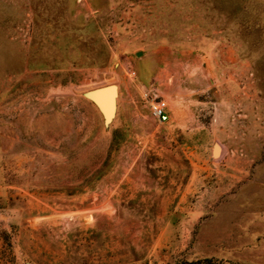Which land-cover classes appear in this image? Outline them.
<instances>
[{
  "label": "rangeland",
  "instance_id": "374dc122",
  "mask_svg": "<svg viewBox=\"0 0 264 264\" xmlns=\"http://www.w3.org/2000/svg\"><path fill=\"white\" fill-rule=\"evenodd\" d=\"M203 258L264 264V0H0V264Z\"/></svg>",
  "mask_w": 264,
  "mask_h": 264
},
{
  "label": "water",
  "instance_id": "95a60500",
  "mask_svg": "<svg viewBox=\"0 0 264 264\" xmlns=\"http://www.w3.org/2000/svg\"><path fill=\"white\" fill-rule=\"evenodd\" d=\"M140 55L141 52H138L136 56ZM83 97L96 108L102 118L104 128H109L115 118L117 109V86L108 84L96 87L84 92Z\"/></svg>",
  "mask_w": 264,
  "mask_h": 264
},
{
  "label": "built area",
  "instance_id": "2783aa9c",
  "mask_svg": "<svg viewBox=\"0 0 264 264\" xmlns=\"http://www.w3.org/2000/svg\"><path fill=\"white\" fill-rule=\"evenodd\" d=\"M143 98L149 100L152 114L158 118L160 122H164L168 119L169 115L166 111L165 101L160 98L154 87L147 88L143 92Z\"/></svg>",
  "mask_w": 264,
  "mask_h": 264
},
{
  "label": "trees",
  "instance_id": "16d2710c",
  "mask_svg": "<svg viewBox=\"0 0 264 264\" xmlns=\"http://www.w3.org/2000/svg\"><path fill=\"white\" fill-rule=\"evenodd\" d=\"M183 264H220V263L219 262H215L211 258H203V259L194 260V261H191V262H185Z\"/></svg>",
  "mask_w": 264,
  "mask_h": 264
}]
</instances>
